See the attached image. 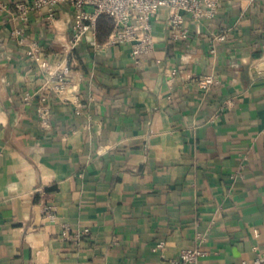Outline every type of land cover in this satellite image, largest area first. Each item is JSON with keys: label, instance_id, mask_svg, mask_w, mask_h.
Returning a JSON list of instances; mask_svg holds the SVG:
<instances>
[{"label": "crops", "instance_id": "obj_1", "mask_svg": "<svg viewBox=\"0 0 264 264\" xmlns=\"http://www.w3.org/2000/svg\"><path fill=\"white\" fill-rule=\"evenodd\" d=\"M17 1L0 0V264H161L191 248L202 254L188 264H242L264 252V0H219L182 41L163 8L140 63L97 27L71 51L84 106L53 97L48 125L39 97L24 98L45 74L12 32L57 65L73 7L24 19ZM207 73L218 81L204 93Z\"/></svg>", "mask_w": 264, "mask_h": 264}, {"label": "built area", "instance_id": "obj_2", "mask_svg": "<svg viewBox=\"0 0 264 264\" xmlns=\"http://www.w3.org/2000/svg\"><path fill=\"white\" fill-rule=\"evenodd\" d=\"M66 3L73 7L72 37L65 59L57 65L52 64L47 58L45 47L40 42L26 44V33L22 28L12 32V37L19 44L27 45L29 60L36 62L45 74L46 81L42 88L36 92L27 91L24 98L27 103H31L36 96L39 97L42 103L39 113L46 125L49 124L50 101L53 97L72 102L78 109L84 106L82 96L73 85L71 77V51L90 32L96 31L101 15H108L114 23L107 44L129 45L134 62L140 63L143 56L156 48L153 21L163 8L167 10V28L174 41L189 38V28L186 25L188 19H213L219 13V0H18L16 7L18 16L24 19L29 12L45 8L47 18L52 21L57 8ZM227 33L226 29H221L209 37L213 54L217 53V41L224 40ZM175 74L176 71H173L172 75ZM217 81L218 76L215 73H207L197 78L198 86L204 93L211 91ZM231 105L232 100L229 99L221 108ZM48 217L56 221V215L52 210L48 211ZM64 234H68L67 229L64 230ZM165 247L166 241L160 240L156 250H162ZM201 254L202 251L199 248L183 249L178 257L164 260L161 264H188L197 261ZM242 264H264V252L259 253L252 261L243 260Z\"/></svg>", "mask_w": 264, "mask_h": 264}, {"label": "trees", "instance_id": "obj_3", "mask_svg": "<svg viewBox=\"0 0 264 264\" xmlns=\"http://www.w3.org/2000/svg\"><path fill=\"white\" fill-rule=\"evenodd\" d=\"M102 18H104L102 20ZM113 20L108 15H101L98 19L97 27H100L102 30H105L107 33H111L113 29ZM110 35V34H109Z\"/></svg>", "mask_w": 264, "mask_h": 264}]
</instances>
